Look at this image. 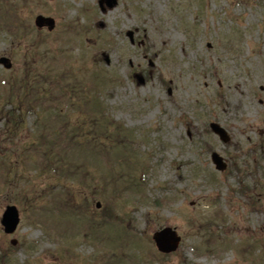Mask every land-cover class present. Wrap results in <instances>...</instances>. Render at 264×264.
<instances>
[{"label": "rangeland", "instance_id": "rangeland-1", "mask_svg": "<svg viewBox=\"0 0 264 264\" xmlns=\"http://www.w3.org/2000/svg\"><path fill=\"white\" fill-rule=\"evenodd\" d=\"M2 56L0 264H264V0H0Z\"/></svg>", "mask_w": 264, "mask_h": 264}, {"label": "water", "instance_id": "water-1", "mask_svg": "<svg viewBox=\"0 0 264 264\" xmlns=\"http://www.w3.org/2000/svg\"><path fill=\"white\" fill-rule=\"evenodd\" d=\"M103 6V0L100 1ZM117 3V0H107V4L109 7H113ZM47 19L39 16L37 18V23L39 25H43ZM1 61L4 62L7 66H11L8 58H1ZM213 129L221 135L223 139H227L226 133L222 127L217 124H212ZM214 161L218 164L220 168H223L224 165L222 163L221 157L214 153L213 155ZM19 211L16 206H8L4 211L2 217V223L5 226V230L7 232H13L19 223ZM154 239L157 243V246L160 250L165 252H170L177 249L180 237L177 235L176 231L172 227H165L160 231L155 232Z\"/></svg>", "mask_w": 264, "mask_h": 264}, {"label": "trees", "instance_id": "trees-1", "mask_svg": "<svg viewBox=\"0 0 264 264\" xmlns=\"http://www.w3.org/2000/svg\"><path fill=\"white\" fill-rule=\"evenodd\" d=\"M48 165V164H47ZM43 167L47 168L46 165H44Z\"/></svg>", "mask_w": 264, "mask_h": 264}]
</instances>
